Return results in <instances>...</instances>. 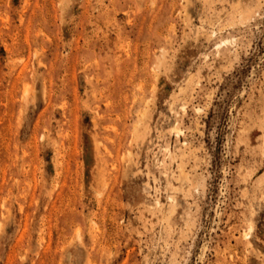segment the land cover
<instances>
[{"label":"rangeland","instance_id":"obj_1","mask_svg":"<svg viewBox=\"0 0 264 264\" xmlns=\"http://www.w3.org/2000/svg\"><path fill=\"white\" fill-rule=\"evenodd\" d=\"M0 264H264V0H0Z\"/></svg>","mask_w":264,"mask_h":264}]
</instances>
